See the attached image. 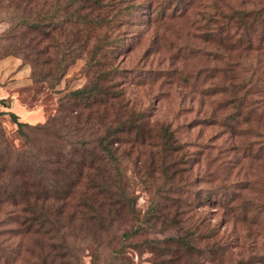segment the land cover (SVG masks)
Masks as SVG:
<instances>
[{"label":"rangeland","instance_id":"obj_1","mask_svg":"<svg viewBox=\"0 0 264 264\" xmlns=\"http://www.w3.org/2000/svg\"><path fill=\"white\" fill-rule=\"evenodd\" d=\"M136 2V20L120 28L128 36L126 51L115 59L114 80L122 91L119 104L143 111L150 131L143 142H123V153H115L122 178L120 189L110 188H123L126 198L118 194L108 206L105 197L89 190L81 195L78 187L81 200L37 199L44 213L37 217L10 212L0 195V264L264 261V28L248 47L238 38L240 23L227 25L225 18L247 11V20L256 14L264 19V0ZM3 13L0 36L9 27ZM4 45L0 39V111L13 112L20 122L44 123L58 98L85 83L83 59L50 88L33 81L27 61ZM159 124L168 126L177 148H160ZM0 127L13 150L23 147L7 113L0 115ZM109 184L100 180L96 187ZM45 195L53 191L45 189ZM176 236L189 239L193 251L173 244ZM218 245L224 253L212 258Z\"/></svg>","mask_w":264,"mask_h":264},{"label":"trees","instance_id":"obj_2","mask_svg":"<svg viewBox=\"0 0 264 264\" xmlns=\"http://www.w3.org/2000/svg\"><path fill=\"white\" fill-rule=\"evenodd\" d=\"M140 5L136 0H0V12H4V20L9 23L0 36L6 41L2 48L27 61L33 81L54 87L76 59H83L86 75L81 87L57 99L54 114L42 124L30 126L18 121L13 112L0 111V115L7 113L23 141V147L13 150L0 127V172L6 171L0 195H5L10 212L18 209L22 216H43L36 201L44 203L51 197V201L62 202L73 196L81 200L78 187L84 188L81 195H87L89 190L105 197L108 206L116 202L118 194L126 198L123 188L118 192L110 188L117 184L120 189L122 178L114 168L115 153H123L119 150L123 142H143L150 129L143 111L125 110L124 104H119L122 91L115 87V59L126 51L123 44L128 32L120 28L136 20ZM246 13L230 12L225 18L227 25L234 20L240 23L242 33L238 38L249 47L253 40L262 38L264 19H258L256 14L247 20ZM254 19H258L256 23ZM2 102L0 99L1 105ZM159 126L160 148H177L168 126ZM100 180L111 184L108 188L96 187ZM45 189L53 191V196L46 197ZM12 220L17 222L18 217H10ZM138 228L132 230L137 232ZM171 242L186 253L193 251L189 239L176 236ZM223 249L215 246L210 252L212 258L223 254Z\"/></svg>","mask_w":264,"mask_h":264}]
</instances>
